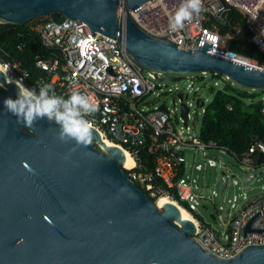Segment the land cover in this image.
<instances>
[{
	"label": "water",
	"instance_id": "obj_1",
	"mask_svg": "<svg viewBox=\"0 0 264 264\" xmlns=\"http://www.w3.org/2000/svg\"><path fill=\"white\" fill-rule=\"evenodd\" d=\"M148 1L0 0V25L22 27L59 15L83 22L91 37L98 32L117 40L136 65L162 74L159 81L213 74L238 88L264 91V64L212 55L204 42L193 51L180 50L142 31L129 11ZM18 88L0 71V264H264V244L248 245L228 259L206 250L193 221L183 219L172 203L158 208L127 176L124 152L95 128L92 143L64 159L74 143L58 141L55 124L44 119L31 128L18 125L4 109V98H15ZM176 96L186 125L188 108L180 91ZM260 158L253 156L254 165ZM243 169L247 186L253 177ZM218 182L219 193H225L228 182L221 177ZM242 193L246 199L229 219L264 196V190ZM226 235L228 246L230 226ZM214 237L219 241L217 233Z\"/></svg>",
	"mask_w": 264,
	"mask_h": 264
},
{
	"label": "built area",
	"instance_id": "obj_2",
	"mask_svg": "<svg viewBox=\"0 0 264 264\" xmlns=\"http://www.w3.org/2000/svg\"><path fill=\"white\" fill-rule=\"evenodd\" d=\"M179 2L180 0H149L129 11V14L146 34L171 42L180 50L193 51L204 42L211 45L208 48L210 54L236 60L243 57L230 50V43L249 33V41L264 54V0H203L202 12L190 23H186L181 31L173 33L168 30V17ZM232 10L241 15L243 25L231 24L228 15ZM77 24L75 20L67 18L56 22L51 15L30 21L27 26L30 31L39 35L49 53L44 57L36 56L29 67L15 60L0 58V71L6 80L18 86L35 88L37 92L41 85L50 84L57 95L65 98L72 91H80L97 101L98 111L87 119L92 121L93 128L103 140L131 156L134 165L131 169H125L127 176L151 200L164 197L169 203L188 212L196 226V239L214 256L228 259L248 245H263L264 196L246 205L234 219H229L232 212L246 199V195L241 193V202L236 204L237 198L233 196L228 201L232 211L225 212L226 222L219 214V210L224 211L223 206L217 208V218L224 226L223 233L194 216L196 206L210 201L212 196L220 193L211 189L208 195L207 187L203 183L199 184L191 172L185 174L184 151L200 152L203 157V165L192 164L195 171H202L204 165L215 167L216 159L221 160L215 153L226 154L227 151L214 142L204 143L199 137V131L188 124L191 119V103L176 83L184 78L188 82L185 89L190 92L193 75L181 76L179 81L173 83L174 89H168L167 92H173L175 98L171 107L155 105V100L162 93L160 83L164 81L159 79L163 75L136 65L124 53V49L119 48L117 40L98 32L91 37L83 22L79 24L77 21ZM263 64L264 62L259 66L256 63L259 67ZM34 70L38 72L37 75H32ZM179 91L188 108L186 125L179 112L180 99L176 96ZM260 101L264 104V95ZM196 102H200L199 97ZM260 112L264 117V105ZM201 113H204L203 106ZM141 151H147L153 156L151 171L143 169L139 159ZM255 154L264 157L263 142L255 140L239 158L236 155L232 157L246 169L264 167V162L254 165L252 158ZM219 167L222 168L220 177L226 181L223 163ZM233 184L236 182L233 181ZM261 190L264 189L261 187ZM181 203L186 204V207ZM247 225L249 231H245ZM227 226H230L231 236L228 246H225L228 239ZM214 233L218 234L219 241L215 239Z\"/></svg>",
	"mask_w": 264,
	"mask_h": 264
},
{
	"label": "trees",
	"instance_id": "obj_3",
	"mask_svg": "<svg viewBox=\"0 0 264 264\" xmlns=\"http://www.w3.org/2000/svg\"><path fill=\"white\" fill-rule=\"evenodd\" d=\"M51 17L56 22L63 20L59 15ZM228 18L232 25L244 23L241 15L235 10L229 13ZM230 50L240 57L256 62L259 66L264 62V54L249 41V33L232 40ZM48 53L39 35L30 31L27 25L22 27L0 25V58L3 60H15L29 67L36 56L44 57ZM34 74L37 75L38 72L32 71V75ZM210 75L213 79L220 80L221 84L215 82L217 85L213 84L209 88L211 99L206 106L200 102V106L204 107V113L199 137L204 143L214 142L218 147L224 148L229 155H236L239 158L253 141L264 143V117L260 112L264 104L256 100L255 91L238 88L221 75ZM139 159L145 171L153 169V156L147 151H141ZM259 162L263 163L264 157H261ZM181 204L186 207V204ZM194 216L201 221L200 217Z\"/></svg>",
	"mask_w": 264,
	"mask_h": 264
},
{
	"label": "clouds",
	"instance_id": "obj_4",
	"mask_svg": "<svg viewBox=\"0 0 264 264\" xmlns=\"http://www.w3.org/2000/svg\"><path fill=\"white\" fill-rule=\"evenodd\" d=\"M202 10L203 0H180L178 7L168 17V30L178 33ZM3 107L16 118L18 125L31 128L44 119L55 124L58 127L55 138L61 143H74L64 157L66 160L77 149L86 148L93 141V123L87 117L98 111V102L80 91H72L65 98L57 95L50 84L41 85L38 92L35 88L21 85L15 98H4ZM23 167L27 169L28 165L23 164Z\"/></svg>",
	"mask_w": 264,
	"mask_h": 264
},
{
	"label": "rangeland",
	"instance_id": "obj_5",
	"mask_svg": "<svg viewBox=\"0 0 264 264\" xmlns=\"http://www.w3.org/2000/svg\"><path fill=\"white\" fill-rule=\"evenodd\" d=\"M256 65L255 62H253ZM185 79L182 78L181 82L176 83L178 88L183 89L184 97L191 103L190 106V115L191 119L189 120V126H193L195 131H199L201 126V106L200 102L203 103L204 106L208 104L211 99V95L209 93V88L217 82L218 85L221 84L220 80L213 79L210 74H206L205 76H201L200 74L193 75L192 81L193 86L191 91L189 92L186 88L188 82L184 81ZM174 84L168 81H164L160 83V88L162 90L161 96L159 99L155 100V105L164 104L167 107H171V103L174 100V93L167 92L168 89H174ZM197 89V90H195ZM257 94L256 100L259 101L260 98L264 95L262 91H255ZM199 97L200 102H196V99ZM206 100V101H205ZM179 115V112H177ZM211 155L212 153H207ZM216 155L221 160L216 159L215 167H208L204 165V169L202 171H195L192 168V164H200L203 165V157L201 156L200 152L194 153L193 150H185L184 151V160L186 165V172L185 174L192 173L193 178H197L199 184H204L207 187L208 191L207 194L211 189H213L217 194L219 193V183L217 179H219L222 168L219 166L223 163L224 165V176L226 177V181L228 182V187L225 193H221L217 196H212L210 201L201 202L199 206H196L193 212L198 215L202 222L206 225L211 226L217 232L223 233L224 226L217 218V211L216 209L220 206H223L224 211L219 210V214L222 218H225V212L232 211L230 209V203L233 196L237 198L236 204L241 202V193L242 188L243 191L248 192V194L256 193L261 191V187L264 189V167L255 168V169H248V175L253 177V180L250 182L249 185H243V167L228 153L221 154L216 152ZM208 158V157H207ZM233 181L236 184H233ZM198 191H201L200 189ZM214 218V219H213Z\"/></svg>",
	"mask_w": 264,
	"mask_h": 264
},
{
	"label": "bare ground",
	"instance_id": "obj_6",
	"mask_svg": "<svg viewBox=\"0 0 264 264\" xmlns=\"http://www.w3.org/2000/svg\"><path fill=\"white\" fill-rule=\"evenodd\" d=\"M239 61H242V62H246V63H250L251 61H249L248 59H243V58H239L238 59ZM108 145H111V146H114V145H112L109 141H107V140H104ZM124 155H125V162H124V165H123V167L125 168V169H131L132 167H133V165H134V163H133V160H132V158H131V156L127 153V152H124ZM166 203H168V200L166 199V198H164V197H160V198H158L157 200H156V206L158 207V208H161V206L163 205V204H166ZM179 211H180V214H181V216H182V218L183 219H187V220H190V221H192V217L190 216V214L188 213V212H186L183 208H180L179 207Z\"/></svg>",
	"mask_w": 264,
	"mask_h": 264
},
{
	"label": "crops",
	"instance_id": "obj_7",
	"mask_svg": "<svg viewBox=\"0 0 264 264\" xmlns=\"http://www.w3.org/2000/svg\"><path fill=\"white\" fill-rule=\"evenodd\" d=\"M256 166H257V165H256ZM256 168H260V167L257 166ZM223 219H224V218H223Z\"/></svg>",
	"mask_w": 264,
	"mask_h": 264
}]
</instances>
